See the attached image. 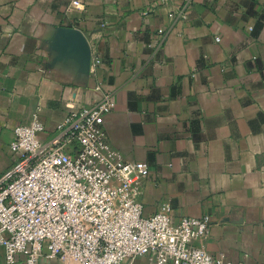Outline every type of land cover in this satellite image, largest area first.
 Returning a JSON list of instances; mask_svg holds the SVG:
<instances>
[{
	"label": "crops",
	"instance_id": "crops-1",
	"mask_svg": "<svg viewBox=\"0 0 264 264\" xmlns=\"http://www.w3.org/2000/svg\"><path fill=\"white\" fill-rule=\"evenodd\" d=\"M71 3L0 0V175L38 107L46 136L110 96L109 142L149 167L145 214L209 215L199 246L264 264V0Z\"/></svg>",
	"mask_w": 264,
	"mask_h": 264
},
{
	"label": "built area",
	"instance_id": "built-area-1",
	"mask_svg": "<svg viewBox=\"0 0 264 264\" xmlns=\"http://www.w3.org/2000/svg\"><path fill=\"white\" fill-rule=\"evenodd\" d=\"M115 107L105 96L73 108L46 136L38 107L14 128L15 161L0 175V264H235L197 244L210 234L209 215L176 217L167 202L145 214L149 167L109 142Z\"/></svg>",
	"mask_w": 264,
	"mask_h": 264
}]
</instances>
